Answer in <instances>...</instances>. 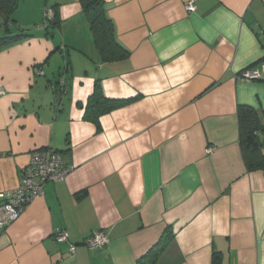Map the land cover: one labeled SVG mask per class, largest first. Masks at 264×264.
Wrapping results in <instances>:
<instances>
[{
    "label": "crops",
    "instance_id": "1",
    "mask_svg": "<svg viewBox=\"0 0 264 264\" xmlns=\"http://www.w3.org/2000/svg\"><path fill=\"white\" fill-rule=\"evenodd\" d=\"M81 1L19 0L15 24L32 37L0 52V193L19 188L36 150L74 167L0 231V264H136L168 233L156 264H264V170L247 168L238 114L251 107L264 127V81L237 80L264 65V0H105L130 53L112 62ZM97 81L125 102L100 129L84 117ZM97 231L103 250L85 246Z\"/></svg>",
    "mask_w": 264,
    "mask_h": 264
},
{
    "label": "trees",
    "instance_id": "2",
    "mask_svg": "<svg viewBox=\"0 0 264 264\" xmlns=\"http://www.w3.org/2000/svg\"><path fill=\"white\" fill-rule=\"evenodd\" d=\"M83 12L87 18L90 30L93 35L95 45L106 62L119 61L128 58L129 51L125 50L116 40L113 22L107 15V3L105 0H82ZM19 5V0H0V16L3 18V28L0 31V52L9 45L21 42L32 37L26 30L11 29V24L15 23L13 18ZM51 8V7H50ZM55 17L46 30L56 29L59 25L57 11ZM44 20V19H43ZM41 26H38V28ZM1 29V28H0ZM66 64L61 75H66L69 71V59L66 57ZM66 84L62 89L56 84L58 91H66ZM124 101L110 100L104 96L100 81L95 83L93 94L89 97L85 106V119L92 121L100 129V117L116 109ZM240 122V144L243 156L249 170H264V127L262 126L257 112L248 106H241L238 111ZM172 233L163 235L158 243L149 252L141 257L136 264H156L166 247L172 240ZM220 256L215 254L213 264H219Z\"/></svg>",
    "mask_w": 264,
    "mask_h": 264
},
{
    "label": "built area",
    "instance_id": "3",
    "mask_svg": "<svg viewBox=\"0 0 264 264\" xmlns=\"http://www.w3.org/2000/svg\"><path fill=\"white\" fill-rule=\"evenodd\" d=\"M188 12H194L196 6L194 1L186 5ZM55 17L52 8L47 7L44 12V23L41 28L46 29ZM43 75V71H38ZM240 82L264 81V65L261 69L249 67L237 75ZM62 89L66 85L65 76L56 83ZM5 92L0 88V96ZM72 165H66L61 155L50 149L36 150L31 154L29 165L22 173V181L18 189L9 193H0V231L17 221L27 207L44 193V186L49 182H59L64 180L72 171ZM58 243L69 242V233L66 230H58L54 235ZM110 243V239L104 231L94 232L85 243L91 250L105 249ZM77 246L71 244L70 251L75 254Z\"/></svg>",
    "mask_w": 264,
    "mask_h": 264
},
{
    "label": "rangeland",
    "instance_id": "4",
    "mask_svg": "<svg viewBox=\"0 0 264 264\" xmlns=\"http://www.w3.org/2000/svg\"><path fill=\"white\" fill-rule=\"evenodd\" d=\"M18 7H19V5H18ZM17 10H18V8H17ZM45 12V11H44ZM3 23H4V20H3V18L0 16V31H2V29H4L3 27ZM43 23H44V20L41 22V25H39V26H42L43 27ZM11 29H12V31L13 32H15V31H17V30H19V27L18 26H16V24L15 23H12L11 24ZM64 50L66 51L65 52V54H66V57H68V54H69V52H70V50L68 49V48H66V47H64Z\"/></svg>",
    "mask_w": 264,
    "mask_h": 264
}]
</instances>
